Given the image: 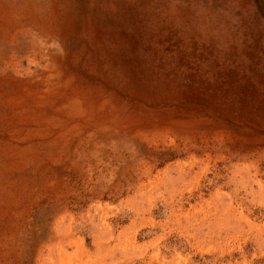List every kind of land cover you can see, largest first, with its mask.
Returning <instances> with one entry per match:
<instances>
[{
    "label": "rangeland",
    "instance_id": "obj_1",
    "mask_svg": "<svg viewBox=\"0 0 264 264\" xmlns=\"http://www.w3.org/2000/svg\"><path fill=\"white\" fill-rule=\"evenodd\" d=\"M0 264H264V0H0Z\"/></svg>",
    "mask_w": 264,
    "mask_h": 264
}]
</instances>
